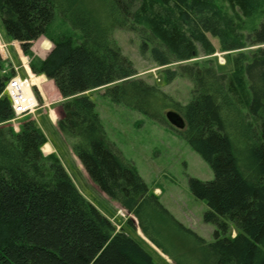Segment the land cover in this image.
I'll list each match as a JSON object with an SVG mask.
<instances>
[{
    "label": "trees",
    "instance_id": "16d2710c",
    "mask_svg": "<svg viewBox=\"0 0 264 264\" xmlns=\"http://www.w3.org/2000/svg\"><path fill=\"white\" fill-rule=\"evenodd\" d=\"M0 16L32 72L60 91L57 126L84 170L137 217L147 238L160 247L145 226L149 206L172 217L109 141L89 95L101 88L112 102L153 120L168 124L169 113L183 117L179 132L214 172L211 181L190 180L194 195L208 204L204 220L223 233L229 222L238 230L235 237L216 231L208 244L196 238L207 262L264 264V0H0ZM59 17L66 30L54 36ZM117 28L136 33L141 55L164 68L214 56L210 37L222 52L237 54L230 73L211 60L165 70L170 82L182 77L194 84L192 99L182 105L157 85L135 79L134 62L112 38ZM42 36L54 44L45 59L32 50ZM3 70L0 52V264H158L141 237L118 231L80 192L57 155L45 156L48 138L35 121L19 132L5 127L14 116L4 94L14 72Z\"/></svg>",
    "mask_w": 264,
    "mask_h": 264
},
{
    "label": "rangeland",
    "instance_id": "374dc122",
    "mask_svg": "<svg viewBox=\"0 0 264 264\" xmlns=\"http://www.w3.org/2000/svg\"><path fill=\"white\" fill-rule=\"evenodd\" d=\"M91 4L95 6L96 2H91ZM63 24L67 23L59 17L56 25L51 27L54 36H57V30L62 28V31L66 30V26L64 27ZM2 36L10 38L0 16V51L5 49L10 55L8 56L10 58H7L4 51L2 52L3 67L6 74L14 72L15 75L18 67L22 66L21 58L12 47H6L3 44ZM112 38L122 49L123 54L134 62L138 71L135 79H143L149 84L157 85L182 105H187L192 99L194 84L188 78L182 77L170 82L167 80L165 70H177L182 64L202 63L211 60L219 71L230 73L232 71L231 61L237 54V52H222L219 40L210 37L217 50L214 56L206 57L201 54L198 59L187 63H175L164 68L157 65L150 55L146 57L141 55V39L136 33L117 28L113 31ZM53 46L49 37L42 36L32 46V49L40 47L41 50L36 52L37 56L45 59ZM258 48L259 46L250 47L244 52L248 54ZM105 91V88H101L89 95L96 104L109 141L127 161L137 168L150 192L157 196L159 203L172 217L170 218L168 214L155 206L147 208L144 218L145 226L150 234L149 237L155 240L160 247L142 232L137 217L104 194L82 168L79 159L75 157L74 161L71 158L70 152L74 154L72 141L64 135L62 136L57 126L60 118L57 117L56 110L60 109L64 99L62 103L48 100L39 101L40 108L44 107L47 112L39 110L26 120L22 118L15 123L9 121L5 127H11L15 132H19L26 121H35L47 136L48 143L60 148L67 170L80 192L96 204L117 229L118 227L121 228L120 230L124 228L133 238L137 239V235L141 237L146 243L141 244L156 263L177 264V261H180L183 264H209L204 248L196 238L202 239L205 244H208L216 241V231L220 232L221 236L231 237H235L238 233L237 228L231 222H229L227 233H223L217 224L206 223L204 216L209 210L208 204L205 200L197 198L191 189V179L213 180L212 168L191 148L179 129L169 123L153 120L132 108L112 102L105 95ZM38 95L36 96L38 97ZM48 116H51L52 119H49ZM52 154L57 155L56 153ZM45 156H49V154ZM130 219L133 220L132 225L129 224Z\"/></svg>",
    "mask_w": 264,
    "mask_h": 264
},
{
    "label": "crops",
    "instance_id": "0c3cea01",
    "mask_svg": "<svg viewBox=\"0 0 264 264\" xmlns=\"http://www.w3.org/2000/svg\"><path fill=\"white\" fill-rule=\"evenodd\" d=\"M41 38H39L38 40H40ZM2 40H3V44L6 46V47H12L13 49H14V51L16 52V54L17 55H19L20 56V58H21V63H22V66L21 67H18V70L17 71H15V75L14 76H18V77H20L21 79H30L31 80V84H32V86H33V90H35V89H37L38 90V92H39V95H38V99H39V101L40 102H44V100H48V101H57V102H60V103H62V101H63V97H62V95H61V93H60V91L58 90V88L56 87V85H55V83H54V81L53 80H50V79H48L46 76H44V75H36V74H34L33 72H32V70H31V68L29 67V61H30V59H29V57H27V56H25L24 55V53H23V51H22V49H21V43L20 42H18V41H14V40H12L11 38H5V37H3L2 36ZM37 40V41H38ZM1 41V40H0ZM37 41H34L32 44H33V46L36 44V42ZM2 43V42H1ZM42 46V45H41ZM40 46V47H41ZM40 47L39 48H35V50L34 49H32L33 50V52L37 55V53L36 52H38V51H40L41 49H40ZM3 51H4V55H5V57H7V58H10V57H8V56H10L9 54H8V52H6V50L5 49H3ZM2 51V52H3ZM1 52V51H0ZM2 52H1V55H2V57H3V54H2ZM10 60V59H9ZM11 64H13V63H11ZM14 65V64H13ZM13 65H12V68H13ZM39 110H44L45 112H47V110L46 109H44V107H41V108H39L38 110H37V112L39 111ZM36 112V113H37ZM46 115L48 114V113H45ZM56 114H57V117L58 118H60V116H61V107H60V109H57L56 110ZM31 117V115L30 116H26L25 118H23V120H26V119H28V118H30ZM49 117V119H52V117L51 116H48ZM25 122V121H24ZM60 136H61V134H60ZM63 136V135H62ZM43 152H44V154L45 155H47V154H52V153H56L59 157H60V159H61V161H62V163H63V165L65 166V168H66V170H67V167H66V165H65V163H64V161H63V158H62V155H61V153H60V148L59 147H56L54 144H52V143H47L44 147H43ZM74 153V152H73ZM70 156H71V158L75 161V157H77L76 155H75V153L74 154H71V152H70ZM80 165L82 166V164H81V162H80ZM82 168H83V166H82ZM84 169V168H83ZM68 171V170H67Z\"/></svg>",
    "mask_w": 264,
    "mask_h": 264
},
{
    "label": "built area",
    "instance_id": "2783aa9c",
    "mask_svg": "<svg viewBox=\"0 0 264 264\" xmlns=\"http://www.w3.org/2000/svg\"><path fill=\"white\" fill-rule=\"evenodd\" d=\"M3 73L7 72L3 70ZM31 83L30 79H21L18 76H14L7 83L4 94L9 97L14 113L10 122L15 123L26 116L35 115L40 108L39 100ZM118 229L121 228L118 227Z\"/></svg>",
    "mask_w": 264,
    "mask_h": 264
},
{
    "label": "water",
    "instance_id": "95a60500",
    "mask_svg": "<svg viewBox=\"0 0 264 264\" xmlns=\"http://www.w3.org/2000/svg\"><path fill=\"white\" fill-rule=\"evenodd\" d=\"M167 121L169 122V124H171L173 127L179 130L184 129L186 126L183 117L177 113H172V114L169 113L167 115Z\"/></svg>",
    "mask_w": 264,
    "mask_h": 264
}]
</instances>
